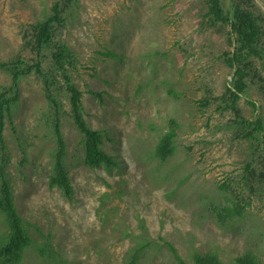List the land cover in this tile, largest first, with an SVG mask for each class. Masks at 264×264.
I'll list each match as a JSON object with an SVG mask.
<instances>
[{
  "label": "rangeland",
  "instance_id": "374dc122",
  "mask_svg": "<svg viewBox=\"0 0 264 264\" xmlns=\"http://www.w3.org/2000/svg\"><path fill=\"white\" fill-rule=\"evenodd\" d=\"M55 2L0 0V59L22 71L14 82L0 68V98H15L0 125V196L6 182L31 238L0 264H178L172 248L186 264L196 254L264 264V54L251 57L232 101L226 59L235 45L205 0H74L38 53L30 26ZM247 3L264 45V0ZM60 43L72 52L67 70L83 120L116 165L87 161L53 64ZM171 121L172 152L161 158ZM60 149L71 196L52 182ZM9 234L0 209V250Z\"/></svg>",
  "mask_w": 264,
  "mask_h": 264
},
{
  "label": "trees",
  "instance_id": "16d2710c",
  "mask_svg": "<svg viewBox=\"0 0 264 264\" xmlns=\"http://www.w3.org/2000/svg\"><path fill=\"white\" fill-rule=\"evenodd\" d=\"M73 1L74 0H56L51 8L50 15L44 20L30 26L32 29L30 43L31 47L34 48L36 52L41 53L52 44L56 26L59 27L64 25L65 19L63 15ZM247 1L250 2L251 0H228L229 5L228 8L225 9L223 6L224 0H205L207 16L216 22H221V24H227L229 26L228 31L235 45L233 54H227L228 58L226 59L227 64L234 68V77L232 81L229 82L227 88V91L231 94L232 101H236L239 95L245 90L246 84L244 79L247 75V70L250 69L253 64L251 57L263 59L264 54V45L261 42L263 33L262 26L260 25V20L256 16L253 7H250ZM55 47L56 50L52 52L53 64L64 77L67 89L70 92L73 118L85 137L87 161L94 165L101 162L109 165H116L117 163L113 157L100 147L101 134L97 130L88 127L81 115V92L71 82L67 70V66L73 64L71 50L65 43H60ZM245 59L248 62H246ZM6 67H9L10 70L13 71V80L16 82L22 71L18 70L13 62H5L0 59V68ZM34 67L37 68L38 66L36 65ZM14 99V97L8 100H2L0 98V125L2 124L4 103L8 105L11 100ZM173 124L174 122L171 121V128L161 136L157 145L156 154L161 158L169 156L172 152V143L176 136V132L172 129ZM253 129V131L261 132L263 130L262 120L256 119L253 121ZM56 132L59 135L58 128ZM59 144L61 146V141ZM62 153L63 150L60 149L57 154L54 168L55 174L52 178V182L62 188L66 195L71 196L72 189L61 162ZM0 209L10 224V234L6 244L0 250V255H17V258H19L18 254L31 243V238L23 230L21 216L12 203L11 191L6 182L2 184ZM172 251L178 264H186L184 259L174 248H172ZM195 261L196 264H221L215 255L209 254H196ZM237 262L239 264H259L251 255L238 257Z\"/></svg>",
  "mask_w": 264,
  "mask_h": 264
}]
</instances>
